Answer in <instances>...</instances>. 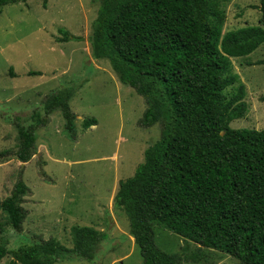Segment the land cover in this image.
<instances>
[{
  "label": "trees",
  "instance_id": "trees-1",
  "mask_svg": "<svg viewBox=\"0 0 264 264\" xmlns=\"http://www.w3.org/2000/svg\"><path fill=\"white\" fill-rule=\"evenodd\" d=\"M228 1L99 0L88 39L91 57L107 60L119 82L143 99L138 125L160 127L159 139L146 148L132 177L118 182L113 198L142 264H211L204 250L226 254L238 264H264V129H231L229 124L246 114V94L242 84L224 93L238 81L230 59L264 46V0H259L258 26L222 34L226 17L221 7ZM18 2L26 0H0V14L3 6ZM59 33L60 42L79 41ZM71 84L43 99V115L35 109L26 120L15 117L17 161H30L35 132L53 111L58 109L66 129H72L69 101L83 83ZM95 125V119L82 121L83 130ZM27 193L18 180L0 201L5 224L16 233L26 216L21 204ZM155 226L197 249L163 252L154 242ZM70 237L71 248L40 238L22 245L7 264L91 262L104 233L72 227ZM7 245L0 237V261Z\"/></svg>",
  "mask_w": 264,
  "mask_h": 264
},
{
  "label": "rangeland",
  "instance_id": "rangeland-1",
  "mask_svg": "<svg viewBox=\"0 0 264 264\" xmlns=\"http://www.w3.org/2000/svg\"><path fill=\"white\" fill-rule=\"evenodd\" d=\"M98 5L99 0H46L44 6L42 0H26L2 7L0 153L7 154L0 155V201L18 180L28 193L21 204L26 216L19 233L5 224L0 212V237L8 241L0 264H7L18 247L39 238L71 248L72 227L104 233L97 258L55 264H142L128 234V221L113 208V198L118 182L132 177L146 148L159 139L160 127H140L143 99L119 82L107 60L92 59L88 39ZM258 6L259 0L222 4L226 17L222 34L258 26ZM60 31L79 41H58ZM263 47L248 57L230 59L238 81L224 93L242 84L247 105L244 118L233 120L231 129H264V65L257 64L264 60ZM70 84H82L69 101L75 116L71 132L60 111H53L35 132L36 151L30 161H17L15 117L26 120L35 109L43 115V99ZM85 119H95L96 125L83 130ZM154 242L168 254H191L198 247L161 226L154 227ZM204 251L211 264H238L226 254Z\"/></svg>",
  "mask_w": 264,
  "mask_h": 264
},
{
  "label": "water",
  "instance_id": "water-1",
  "mask_svg": "<svg viewBox=\"0 0 264 264\" xmlns=\"http://www.w3.org/2000/svg\"><path fill=\"white\" fill-rule=\"evenodd\" d=\"M223 133H220V135H222Z\"/></svg>",
  "mask_w": 264,
  "mask_h": 264
}]
</instances>
